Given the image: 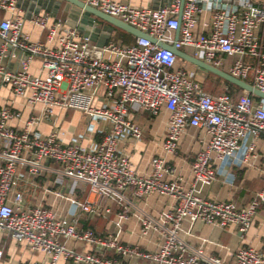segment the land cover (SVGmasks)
<instances>
[{
    "label": "built area",
    "instance_id": "1",
    "mask_svg": "<svg viewBox=\"0 0 264 264\" xmlns=\"http://www.w3.org/2000/svg\"><path fill=\"white\" fill-rule=\"evenodd\" d=\"M84 2L156 42L136 37L129 46L112 40L98 46L90 34L47 12L30 17L47 32L46 42L32 41L23 31L25 20L17 0H0V13L10 15L0 20V91L9 88L16 98L43 108L28 118L22 130L10 124L20 113L9 107L0 109V233L47 255L44 264H124L105 257L108 250L153 264H264V255L254 248L233 251L230 260H223L206 255L202 248H190L180 237L185 220L223 228L236 226L241 232L253 224L264 204L263 191L249 205L238 206L208 200L202 190L217 181L215 163L238 151L249 131L264 139V99L256 101L246 91L235 98L228 89L208 93L198 67L159 45L167 44L221 70L231 59L228 73L243 81L250 79L264 93V0H171L159 8H136L116 0ZM18 52L23 54L20 67L10 70L7 59H16ZM35 58L42 61L44 74L30 72ZM56 108L108 120L111 127L95 149L63 144L57 133L43 135L36 129L54 117ZM163 108L169 111L162 144L167 154L178 153L190 127L203 129L208 135L192 163L188 184L169 178L175 169L161 156L152 158L149 174H139L118 148L123 137H144L141 125L130 117L132 112L154 117ZM254 151L255 145H251L245 162ZM47 160L60 166L64 178L74 181L72 191L77 184L89 186L84 203L71 202L91 216L110 213L102 208L99 198L122 204L130 190L136 198L154 194L172 198V208L157 218H141L143 235L151 230L158 234V249L146 251L122 244L113 234L103 238L90 229L80 230L76 214L61 217L43 206L27 208L16 188L20 180L39 176ZM128 219L125 208L118 214L117 228L122 229ZM70 241L75 246H69ZM77 244L99 251L79 252ZM2 256L0 250V259Z\"/></svg>",
    "mask_w": 264,
    "mask_h": 264
},
{
    "label": "crops",
    "instance_id": "2",
    "mask_svg": "<svg viewBox=\"0 0 264 264\" xmlns=\"http://www.w3.org/2000/svg\"><path fill=\"white\" fill-rule=\"evenodd\" d=\"M116 1L124 2L136 8H159L163 4L171 2V0ZM17 2L24 15L23 31L32 41L46 42L47 32L31 22L30 17L33 13L47 12L56 20H68L71 18L76 23V28L83 34H90L92 41L98 46H103L110 40L123 46H129L135 42L136 37L128 33L132 37L129 43L125 42L127 39L125 36L115 39L114 29L111 31L106 24L94 21L91 17L82 13L79 14L77 10L64 1L17 0ZM57 3H61L59 9L56 7ZM9 16V13L2 11L0 20ZM22 56L23 54L18 52L16 59L8 58L6 62L8 68L13 71L18 70L20 57ZM42 67V61L35 58L31 62L30 72L35 75L44 74ZM227 68L230 69V66ZM215 77L224 84V91L228 89L235 98L243 92L241 89L235 88L236 86L229 88L224 83V80L219 79L217 76ZM246 82L253 84L250 79ZM3 107H9L11 110L20 113V117L10 121V124L16 130H22L28 118L39 114L43 109L39 104H28L25 98H16L10 89L6 87L0 91V109ZM130 117L141 125L144 137L142 140H135L129 136L123 137L119 142L118 148L129 157L138 173L149 174L152 158L161 156L175 169V172L170 174L169 178L188 184L192 179V163L197 153L202 149L203 142L208 141L206 132L203 129L188 128L181 139L178 153L171 155L167 154L162 147L169 119V111L167 109L163 108L154 117L146 112H132ZM110 127L111 122L108 120H94L78 112L62 111L56 108L54 117L50 121L40 123L36 129L43 135H48L52 132L57 133L63 144H78L86 148L95 149L101 144ZM66 130L67 133H64ZM251 145H255L254 156L249 158L248 162H245V157ZM0 149H2L1 143ZM43 165L44 168L39 176L20 180L19 186L16 188V192H22L27 208L43 206L61 217H69L71 214H76L79 217L80 230L90 229L97 236L103 238L113 234L117 236L122 244L139 246L146 251L158 249L160 243L158 234L151 230L148 234L143 235L141 232V218L144 216L157 218L162 212L172 208L174 204L172 198L157 194L146 198H136L132 190H130L127 192L122 204L107 197L99 198L102 208L109 209L110 213L91 216L74 206L71 202V200H75L76 203H84L89 197V186L77 184L72 191L74 181L63 177L58 164L47 160ZM215 169L217 181L211 186L203 188V197L208 200L233 202L238 206L249 205L260 192H264V139L257 136L253 130L249 131L241 142L240 149L232 156H227L225 159L217 161ZM14 195L15 193L11 194L12 199ZM11 203L13 202L11 201ZM125 208H128L129 219L122 223V229L119 230L116 226L118 214ZM180 237L190 248H202L206 255L219 257L223 260H230V253L241 248H254L264 255V204L258 208L255 220L246 232H241L236 226L223 228L219 225L202 222L191 224L189 220H185L180 230ZM68 245L75 246L72 241ZM76 247L79 252L97 253L99 251L88 244H77ZM0 250L3 251L0 264H44L48 261L47 255L34 252L25 244L15 242L6 233H0ZM105 257L115 258L124 264H153L148 260L119 255L111 250L105 251ZM58 264L67 263L60 261Z\"/></svg>",
    "mask_w": 264,
    "mask_h": 264
},
{
    "label": "water",
    "instance_id": "3",
    "mask_svg": "<svg viewBox=\"0 0 264 264\" xmlns=\"http://www.w3.org/2000/svg\"><path fill=\"white\" fill-rule=\"evenodd\" d=\"M66 2L68 5L72 6L75 10L78 11L79 14H84L87 15L89 17H91L94 21H98L101 20L103 21L107 28L109 30H113L114 28L120 29L134 37L137 38H147L153 42H156L155 38L151 37L150 35L139 31L138 29L129 26L127 24H125L124 22L120 21L117 18H114L108 14H105L93 7H91L90 5H88L87 3H85L82 0H61ZM182 3H184V0H182ZM61 6V3H57V8L59 9ZM76 20V19H75ZM67 24L71 27L76 28V23L70 18L67 20ZM177 34H179V31H177ZM89 35V34H87ZM159 45L163 48H171L174 53L182 60L187 61L189 63H191L193 66L198 67L202 72H205L207 74H213L219 78H221L222 80L238 87L239 89H241L242 91H246L249 94L256 96L260 99H264V93H262L261 91H259L258 89H256L253 85L247 83L246 81L240 80L234 76H232L231 74H229L228 72L215 68L199 59H196L195 57L189 55L188 53H185L181 50H177L174 47H170L167 44L164 43H159Z\"/></svg>",
    "mask_w": 264,
    "mask_h": 264
},
{
    "label": "rangeland",
    "instance_id": "4",
    "mask_svg": "<svg viewBox=\"0 0 264 264\" xmlns=\"http://www.w3.org/2000/svg\"><path fill=\"white\" fill-rule=\"evenodd\" d=\"M121 36H123V31L120 29H115L114 30V38L115 39L121 38ZM231 64H232L231 59H228L227 65L224 68V70L226 72H228V70H229L227 67L230 66ZM202 75L205 77V82H206L205 83L206 84L205 90L208 93H221L224 91V84L222 83V81L216 79L215 76H212V75L207 74L205 72ZM69 131H72V130H69ZM64 133H67V130Z\"/></svg>",
    "mask_w": 264,
    "mask_h": 264
},
{
    "label": "trees",
    "instance_id": "5",
    "mask_svg": "<svg viewBox=\"0 0 264 264\" xmlns=\"http://www.w3.org/2000/svg\"><path fill=\"white\" fill-rule=\"evenodd\" d=\"M100 23H102V24H105L103 21H101V20H98ZM115 29H117V28H114V30ZM123 36H125L127 39L125 40V42H127V43H129L131 40H132V37L130 36V35H128L127 33H125V32H123ZM210 75H212V76H215V75H213V74H210ZM220 79V78H219ZM222 80V79H221ZM224 83L229 87V88H233V87H235L234 85H232V84H230V83H228V82H226V81H224ZM235 88H238V87H235ZM252 97H254V99L255 100H259V98L258 97H256V96H253L252 95Z\"/></svg>",
    "mask_w": 264,
    "mask_h": 264
}]
</instances>
